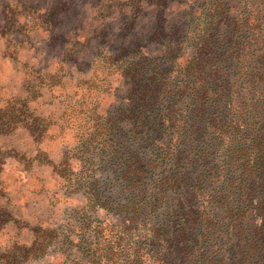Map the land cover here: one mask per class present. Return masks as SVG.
I'll return each instance as SVG.
<instances>
[{"label": "trees", "instance_id": "obj_1", "mask_svg": "<svg viewBox=\"0 0 264 264\" xmlns=\"http://www.w3.org/2000/svg\"><path fill=\"white\" fill-rule=\"evenodd\" d=\"M12 1L2 22L22 30L24 0ZM185 1V26L154 29L153 41L165 46L161 63L138 43L124 64L127 50L110 48L102 60L128 88L112 94L119 106L100 117L80 147L85 158L75 159L79 173L65 175L66 184L106 211L109 185L97 174L110 168L129 198L117 206V230L108 224L81 264H264V0H203L196 9V0ZM51 12L36 20L50 26ZM76 44L65 48L72 58ZM175 71L182 80L170 79ZM23 106L7 111L2 124L15 123ZM126 224L138 234L128 235Z\"/></svg>", "mask_w": 264, "mask_h": 264}, {"label": "rangeland", "instance_id": "obj_2", "mask_svg": "<svg viewBox=\"0 0 264 264\" xmlns=\"http://www.w3.org/2000/svg\"><path fill=\"white\" fill-rule=\"evenodd\" d=\"M8 1L0 0V13ZM184 1L24 0L17 12L22 19L28 14L31 22L20 19L27 24L22 30L11 22L4 26L0 15V264H81L87 262L88 247L109 234L108 224L117 230L123 217L117 206L129 194L112 180L111 169L97 174L109 185L104 197H109L111 208L106 211L89 207L84 189H69L65 175L79 173L75 159L85 158L80 147L103 122L100 117L119 106L112 94L122 97L120 89L127 91L128 85L117 81L118 71L103 70L108 50H127L124 64L138 43L157 59L155 64L161 63L165 46L153 41L154 29L185 26L189 8ZM202 3L196 0L193 7ZM50 10L53 26H47L46 18L36 20ZM75 42L78 57L72 58L65 48ZM176 71L170 79L182 80ZM21 105L16 122L3 125L7 111ZM37 116L41 124L33 134L30 124ZM125 227L128 235L138 234L133 224Z\"/></svg>", "mask_w": 264, "mask_h": 264}]
</instances>
